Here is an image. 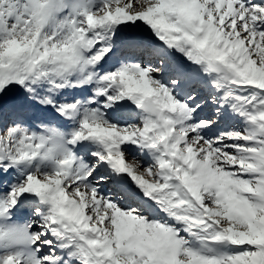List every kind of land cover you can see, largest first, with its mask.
Listing matches in <instances>:
<instances>
[{"label":"snow or ice","instance_id":"obj_1","mask_svg":"<svg viewBox=\"0 0 264 264\" xmlns=\"http://www.w3.org/2000/svg\"><path fill=\"white\" fill-rule=\"evenodd\" d=\"M0 264H264V0H0Z\"/></svg>","mask_w":264,"mask_h":264}]
</instances>
